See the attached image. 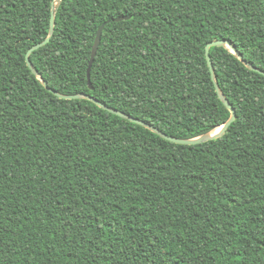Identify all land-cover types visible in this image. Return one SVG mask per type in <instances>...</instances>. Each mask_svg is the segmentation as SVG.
<instances>
[{
  "label": "trees",
  "instance_id": "1",
  "mask_svg": "<svg viewBox=\"0 0 264 264\" xmlns=\"http://www.w3.org/2000/svg\"><path fill=\"white\" fill-rule=\"evenodd\" d=\"M52 1L0 0V264H264V74L211 46L236 118L220 137L171 142L32 72L25 55L48 36ZM55 8L49 42L30 54L48 86L175 137L230 116L208 42L264 70V0Z\"/></svg>",
  "mask_w": 264,
  "mask_h": 264
},
{
  "label": "water",
  "instance_id": "2",
  "mask_svg": "<svg viewBox=\"0 0 264 264\" xmlns=\"http://www.w3.org/2000/svg\"><path fill=\"white\" fill-rule=\"evenodd\" d=\"M55 12H56V8H55V0L52 1V6H51V16H50V24H49V32H48V36L36 43L33 44L31 47L28 48L26 55H25V59H26V63L28 65V67L32 70V72L37 75L43 82V84L50 90L52 91L54 94H56L57 96L61 97V98H66V99H72V98H88L90 100H92L94 103H96L98 106H100L101 108L108 110L111 113H114L116 115H119L123 118H126L132 122L138 123L142 126H145L147 128H149L150 130H152L153 132L157 133L158 135H160L161 137L165 138L166 140H169L171 142H175V143H181V144H196V143H200V142H204L213 138H217L222 136L227 128L229 127V125L235 120L236 118V111L235 108L232 106V104L229 102V100L227 99V97L224 95V93L222 92L219 84L216 81V75H215V71H214V67H213V63L210 57V47L211 46H225L227 47L231 52H233L239 59H241L244 64L246 66H248L250 69L256 70L262 74H264V70L255 67L254 65H252L250 62L246 61L242 54L240 52H238L236 50V48L231 45L229 42L225 41V40H212L210 42H208L205 46V56H206V60H207V64L209 66V70L211 72V77L214 81L215 84V89L216 92L218 94V96L220 97V99L223 101V103L225 104V106L230 110V116L229 118L221 125L217 126L216 128L219 127V129L216 131L214 128L211 131H208L206 133L200 134L198 136L192 137V138H181V137H175L172 135H169L165 132H163L162 130H160L158 127L138 118L135 117L125 111L119 110L117 108H114L112 106H108L107 104H105L104 102L94 98L93 96L87 94V93H73V94H65V93H61L53 88H50L47 84V81L44 80L42 78V76L40 75V73L38 72V70L36 69V67L34 66V64L32 63V61L30 60V54L37 48L45 45L47 42H49L53 32H54V27H55ZM129 16L125 15V16H118L116 18H114L115 21H119L125 18H128ZM105 25V23L101 24L97 30V34L95 37V41L93 43L92 46V52H91V56H90V60L88 63V68H87V78H88V82L89 85L91 86V82H90V68L91 65L93 63L94 57L96 55L98 46H99V42L101 39V33H102V29L103 26Z\"/></svg>",
  "mask_w": 264,
  "mask_h": 264
},
{
  "label": "bare ground",
  "instance_id": "3",
  "mask_svg": "<svg viewBox=\"0 0 264 264\" xmlns=\"http://www.w3.org/2000/svg\"><path fill=\"white\" fill-rule=\"evenodd\" d=\"M219 129V127L218 128H216L215 130L217 131Z\"/></svg>",
  "mask_w": 264,
  "mask_h": 264
}]
</instances>
